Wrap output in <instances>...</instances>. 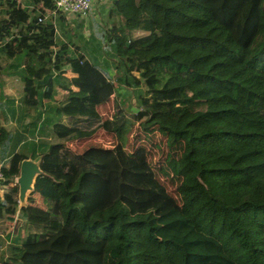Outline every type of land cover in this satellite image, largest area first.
<instances>
[{
    "label": "trees",
    "instance_id": "obj_1",
    "mask_svg": "<svg viewBox=\"0 0 264 264\" xmlns=\"http://www.w3.org/2000/svg\"><path fill=\"white\" fill-rule=\"evenodd\" d=\"M110 2L120 17L106 33L111 54L91 60L54 50L64 16L53 0H0V101L13 89L28 114L56 103V142L32 155L43 176L23 218L12 184L29 157L16 153L1 170L3 216L22 237L6 264H35L44 246L61 264H140L137 236L165 263L264 264V0ZM173 10L203 13V29L176 30ZM123 86L144 89L136 111L117 101ZM113 96L116 114L104 120L98 107ZM99 130L117 144L69 147ZM133 131L160 138L166 157L154 165L145 145L128 150ZM7 139L0 127V146Z\"/></svg>",
    "mask_w": 264,
    "mask_h": 264
},
{
    "label": "rangeland",
    "instance_id": "obj_2",
    "mask_svg": "<svg viewBox=\"0 0 264 264\" xmlns=\"http://www.w3.org/2000/svg\"><path fill=\"white\" fill-rule=\"evenodd\" d=\"M169 2L170 0H155V3L157 5H164V2ZM112 5L110 0H97V3L94 4L92 10L85 16V17H79L76 14L71 15L68 19L64 15V21L57 22V42L58 46L55 47L54 50L58 51V49L62 45H68L70 47V54L73 55V57H76L75 55H78L77 51H80L81 54L86 55L91 60H99V59H109L108 52V40L106 37L107 31H110L112 26H114V23L118 20H120L119 16H110ZM138 12L136 11V14ZM62 15V13H60ZM158 15L156 14L155 17ZM59 19V17H57ZM203 13L198 12L196 10H188L185 16H182L180 14H177L175 10L172 11V18L171 23L172 27L180 26L178 28H175L176 30L180 31L183 29H190L193 27H198L203 29ZM210 24V20L208 19V25ZM119 37L121 36V31L116 30L115 32ZM134 37H143L146 36V33L141 32H133ZM117 36V37H118ZM7 57H2V63L3 64H9L15 63V60L8 59ZM10 65V64H9ZM101 65V64H99ZM114 68V67H113ZM65 70H68V67L65 68ZM115 70V68H114ZM69 75V74H67ZM3 79V78H2ZM143 88L136 89L138 93L140 91H144ZM16 93V91H13V89H10V93ZM138 93L135 92V90L127 88L124 86L120 89V93L118 96L117 101L122 103L124 108L130 111H136L137 106L135 105V99H138ZM21 99V98H20ZM5 101V99L3 100ZM3 102L0 101V114L2 116V113L5 112L3 110H6V116L5 119L8 118L9 120V114L10 111L7 110V107L2 104ZM134 105H133V104ZM56 103L54 102H47L44 101L42 106L39 107L37 110H32L29 114H26L27 118L25 120V123H29L27 127L25 126V123H22L21 121H18L16 123H13V125H10L11 127V133L16 134L17 132H21L23 128H29L27 135H23V140L25 145L20 146L21 147V153L25 156H31L34 151L36 153L42 152V145H48L56 142V139H54V134L51 130V117L53 120H56V117L54 113L52 114L49 112V108L55 106ZM116 99L114 96L104 105L98 107V111L102 118L104 120H109L114 117L116 114ZM16 106V105H15ZM17 106H20L19 114L20 116L23 113V107L20 105L19 97H17ZM17 115V114H16ZM1 119H4L1 117ZM4 119V120H5ZM52 120V122H54ZM21 122V124H20ZM53 125V124H52ZM137 125L135 126L134 131L136 130ZM134 131L129 136L128 141V150H132L133 147H137L139 145H145L149 150L152 152L151 154V160L153 161L154 165H157L158 160L160 157L165 158L168 154L169 150L166 149V146L164 143H158L160 141V138H157V140L152 141H138L136 139V134H134ZM17 141L20 142L19 137H9L7 139V142H5L1 148H0V157L1 159L6 158L7 152L9 148L13 145V143H16ZM117 144V140L115 136L112 134H108L104 132L103 130H99L93 137L89 139H82L78 140L72 143H69V147L72 148L75 152L78 154L84 153L86 150L92 147H103V148H113ZM23 147V148H22ZM159 179L165 184L167 190L170 194L176 195V184H171V177H162L160 176ZM16 180V179H15ZM13 181L12 186H16V181ZM32 196V195H31ZM30 196V197H31ZM18 197V196H16ZM29 202V201H28ZM29 204V203H28ZM36 204V203H35ZM36 205H43L42 201L38 200ZM19 218H23V215L21 212H19ZM9 230V229H8ZM12 231V230H11ZM24 235V234H23ZM25 236V235H24ZM23 236V237H24ZM139 244H138V250L141 253V259L140 264H171V263H165V261L157 257L155 254L152 253L151 250L148 249V246L145 242V240L142 238V236H137ZM22 237H20V242L14 237L7 239L0 238V249H3L5 256L2 258L0 257V261H10L12 258L11 249L12 248H18L21 246ZM10 247V248H9ZM57 248H60V244H56ZM49 246H44L40 248H35L33 251V254L35 255V264H61L59 262V258L52 253H49L48 251L43 252L45 250L50 249ZM32 253V252H31ZM69 264V262H67Z\"/></svg>",
    "mask_w": 264,
    "mask_h": 264
},
{
    "label": "crops",
    "instance_id": "obj_3",
    "mask_svg": "<svg viewBox=\"0 0 264 264\" xmlns=\"http://www.w3.org/2000/svg\"><path fill=\"white\" fill-rule=\"evenodd\" d=\"M21 95L22 94L21 93H18V92H16V93L13 92L11 94L10 93V89H8V92H7L8 98H7V100L3 101V103H2L3 105H5L7 107V110L10 111V114H9V117L10 118H9V120H8V118L5 119V116H6V113L5 112H6V110H3L5 112L2 113V116L0 114V127H3L7 131L8 138L9 137L12 138L13 136L14 137H19L20 138V142L17 141L16 143H13V145L9 148V150H8V152L6 154L7 156H5L6 158L1 159V157H0V171L3 168H5V167L6 168L9 167L10 160H11V158H12V156L14 154H16V153L22 154L21 153V147L20 146H22V145L24 146L25 143H26L23 140V135H27L28 131L30 130L29 128H25L24 127L21 132H17L16 134L11 133V131H10L11 130V128H10L11 126L10 125H13V123H16V122L21 121V120H22V123L24 124L25 123V120L27 118L26 114H28V113L25 112V109H23V113H21L22 114L21 116L19 114L20 106H17V97H19L20 105H21V99H20L22 97ZM13 99H14L15 102L14 103H11L10 100H13ZM1 117L4 118L5 120L4 119H1ZM48 122H47V124H48ZM20 124H21V122H20ZM28 124L29 123H25V126L27 127ZM5 142H7V140ZM4 143H2V145ZM1 146H0V148H1ZM33 153H35V152H33ZM33 153H32V155H33ZM30 158H32V157L30 156L28 159H30ZM1 182L2 181L0 180V207L2 208V212H1L2 215L0 216V238L7 237V239H10V238H14L15 237L18 240V242H20V237H18V235L16 233H14V231H13L14 224H15V221L16 220L6 219L5 218V215L3 216V214L5 213V209L6 208H5V206H2L1 205V203H2L1 201H2V199L4 197V190L2 189V183ZM15 185L17 186V184H15ZM16 196H18V194ZM16 196H14V197H16ZM16 198L18 199V197H16ZM16 209H17V211H16L15 215H16V218H18L19 217V212H21V208L19 206V201H18V208H16ZM0 246H1V244H0ZM12 249H11V254H12ZM4 256H5V254H4L3 249H0V257L3 258ZM9 262L10 261H0V264H6V263H9Z\"/></svg>",
    "mask_w": 264,
    "mask_h": 264
},
{
    "label": "water",
    "instance_id": "obj_4",
    "mask_svg": "<svg viewBox=\"0 0 264 264\" xmlns=\"http://www.w3.org/2000/svg\"><path fill=\"white\" fill-rule=\"evenodd\" d=\"M41 158L26 159L21 163L20 174L16 180L18 186V201L21 209L28 207V201L35 192L38 177L43 176Z\"/></svg>",
    "mask_w": 264,
    "mask_h": 264
},
{
    "label": "built area",
    "instance_id": "obj_5",
    "mask_svg": "<svg viewBox=\"0 0 264 264\" xmlns=\"http://www.w3.org/2000/svg\"><path fill=\"white\" fill-rule=\"evenodd\" d=\"M56 10L66 16L67 19L76 14L79 17H85L93 8L97 0H53ZM4 177L0 171V180L3 181Z\"/></svg>",
    "mask_w": 264,
    "mask_h": 264
}]
</instances>
